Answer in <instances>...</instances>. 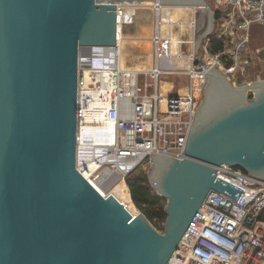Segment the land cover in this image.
<instances>
[{
    "label": "water",
    "instance_id": "obj_1",
    "mask_svg": "<svg viewBox=\"0 0 264 264\" xmlns=\"http://www.w3.org/2000/svg\"><path fill=\"white\" fill-rule=\"evenodd\" d=\"M118 3L205 0H0V264H167L210 191H242L220 165L264 181V79L233 86L213 67L184 158L150 154L163 231L120 181L102 196L76 169L78 55L116 46ZM128 189V188H127Z\"/></svg>",
    "mask_w": 264,
    "mask_h": 264
},
{
    "label": "built area",
    "instance_id": "obj_2",
    "mask_svg": "<svg viewBox=\"0 0 264 264\" xmlns=\"http://www.w3.org/2000/svg\"><path fill=\"white\" fill-rule=\"evenodd\" d=\"M213 1L215 12L201 8L209 16L206 28L203 20L194 18L191 34L181 37V45L178 41L176 56L169 55L168 40L160 34L161 26L170 24L164 21L163 6L151 4L153 68L146 74L119 69L117 37L112 48L80 49L76 169L105 195L119 181L125 183L130 173L149 164L150 154L184 158L187 134L203 96L204 76L212 67L233 86L251 71L247 51L254 28H264V0ZM121 4L116 8V24L130 26L136 7ZM211 39L221 42L217 52L210 51ZM256 55L258 59L264 56V49ZM261 65L264 69V60ZM160 76L186 77L187 81L164 95L159 92ZM262 79L264 76L245 83ZM90 127L107 142L94 149L104 148L110 157L108 161H93L92 171L85 169V161L96 152L86 144ZM215 175L242 193L233 201L210 191L167 264H264V181L227 165H220Z\"/></svg>",
    "mask_w": 264,
    "mask_h": 264
},
{
    "label": "bare ground",
    "instance_id": "obj_3",
    "mask_svg": "<svg viewBox=\"0 0 264 264\" xmlns=\"http://www.w3.org/2000/svg\"><path fill=\"white\" fill-rule=\"evenodd\" d=\"M123 4L119 5V3L117 4L118 8H120V6H122ZM124 5H127L126 3H124ZM146 5L148 7L151 6V4H136L133 3L131 6L134 7H146ZM190 6H163V10H164V15L163 18L165 19L164 21L170 23L169 25H162L161 26V31L160 34L162 35L163 39H167V48L170 45V42H174L176 43L175 46L173 48H168V50H171L172 53H170V56H176L177 52L179 51V47H178V41H180V45H181V37L183 38L181 31L179 30V27L177 26L178 23H175L177 20L179 19H183L185 16V13L189 12L190 10H195V8L193 9V7L187 8ZM198 8V7H197ZM200 9V8H199ZM201 12L206 13V10H202ZM129 16L125 15V20L128 21ZM183 21V20H182ZM181 21V22H182ZM190 21L188 18V22H186V26L189 31H192V29L189 27ZM153 28V26H152ZM174 28L177 30L176 34L174 32ZM121 30H122V26L119 22L118 26H117V42H118V66L119 69L121 71H127V72H133V73H148L153 67H152V62H153V48H152V34L148 33L147 35L150 36H143L140 38H136L137 36H129L128 38H125L123 42L121 39ZM149 31V30H148ZM153 31V29H152ZM135 37V38H134ZM123 43V49L124 52L126 54V56H124L123 58L121 57L120 54V49H121V44ZM128 46V47H126ZM131 46H136L139 48V53L134 54L131 52H128V48H130ZM161 47L163 45H160ZM165 47V45H164ZM142 50V51H141ZM167 50V51H168ZM139 55H142L145 57L144 60L142 61H138V62H132L133 59H136ZM184 55V54H183ZM96 129L93 128H89L86 132V134L90 137L87 144V147H89V150H93L96 151L94 153H92L89 156V160L85 161V169H88L89 171H92V169L94 168V163L93 161H97L99 160L100 162L103 161H108V159H110V157L106 154L105 155V149H94L97 147H104L107 145V142L102 140L100 138L101 135H98L97 133H95ZM89 133V134H88ZM85 171V174H88L89 171ZM95 180L97 182H99V179L95 178ZM101 181V180H100ZM120 182V181H119ZM118 182V183H119ZM121 182L123 183V181L121 180ZM90 183L92 184V186L101 194V195H105L104 192L96 185V183L92 180H90ZM117 183V184H118ZM115 184L114 187L117 185ZM125 191H126V195L129 201L130 206L135 210L136 213H138L137 209L133 206L130 195H129V191L127 189V187L125 186V183H123ZM113 187V188H114ZM112 188V189H113ZM111 189V190H112ZM110 190V191H111Z\"/></svg>",
    "mask_w": 264,
    "mask_h": 264
},
{
    "label": "rangeland",
    "instance_id": "obj_4",
    "mask_svg": "<svg viewBox=\"0 0 264 264\" xmlns=\"http://www.w3.org/2000/svg\"><path fill=\"white\" fill-rule=\"evenodd\" d=\"M206 2V7L208 8V10H210V12H215L216 11V6H215V2L213 0H205ZM167 7V6H166ZM135 8V7H134ZM136 8H140V7H136ZM201 7H195V10H190L189 12L185 13V16L183 19H179L177 20L175 23H178V27L179 30L181 31L182 36L184 35H189L191 34L192 31H188L186 26V22H188V18L189 21L191 23L190 28L192 29L193 27V23H194V18L197 20L201 19L204 21L205 23V28H206V21L208 20V15L207 13L201 12L202 10H200ZM199 9V10H197ZM205 10V9H204ZM183 20V21H182ZM182 21V22H181ZM152 26H153V14L150 12L149 7L146 5V7H141L138 12H136V14L134 15V21L133 24L130 26H123L122 30H121V39L123 42L125 38H128L129 36H137L136 38H140L143 36H150L147 35L148 33L152 34ZM142 28V29H141ZM202 29L201 32L199 34H201L204 30ZM144 31L145 34L143 35H138L137 32L138 30ZM149 30V31H148ZM174 32L176 34L177 30L174 28ZM135 38V37H134ZM176 43L174 42H170L171 46H168V48H173L175 46ZM167 48V49H168ZM248 57H250L249 59V67L251 69V71L249 73H246L245 76L241 77L242 79L239 81V84L241 83H245V82H251L252 80H254L255 78L260 79L261 77L264 76V69L261 65V63H263L264 60V56H261L259 59L256 55V51L259 49H264V28H260V27H256L253 30V36H252V40L250 42V45L248 46ZM120 54L121 57L123 58L124 56H126L124 49H123V43L121 44V49H120ZM128 52L137 54L139 53V48L136 46H131L130 48H128L127 50ZM142 51V50H141ZM169 53H172L171 50H168ZM182 54H186V49H185V45L182 46L181 49ZM138 55V54H137ZM145 57L142 55H139L136 59H133L132 62H138V61H142L144 60ZM152 67H153V62H152ZM187 78L186 77H177V76H160L159 77V92L161 94L164 95H169L173 92H175V90L177 88H181L186 84ZM140 83H142V78L139 80ZM182 92V91H181ZM141 168V170L147 174L148 177V172H149V164H144L143 166L139 167ZM138 168V169H139ZM137 170V169H136ZM117 184V183H116ZM125 186L127 187L126 183ZM128 188V187H127ZM112 188H110L108 191L110 192ZM129 191V189H128ZM130 195V193H129ZM131 198V196H130ZM132 201V199H131ZM133 206L137 209L138 212H140V210L135 206V204L132 201Z\"/></svg>",
    "mask_w": 264,
    "mask_h": 264
},
{
    "label": "trees",
    "instance_id": "obj_5",
    "mask_svg": "<svg viewBox=\"0 0 264 264\" xmlns=\"http://www.w3.org/2000/svg\"><path fill=\"white\" fill-rule=\"evenodd\" d=\"M220 48L221 42L211 39L210 51L217 52ZM125 183L135 206L154 228L162 232L165 222L164 207L166 202L153 191L147 174L139 168L126 176ZM261 221L264 222V212Z\"/></svg>",
    "mask_w": 264,
    "mask_h": 264
},
{
    "label": "crops",
    "instance_id": "obj_6",
    "mask_svg": "<svg viewBox=\"0 0 264 264\" xmlns=\"http://www.w3.org/2000/svg\"><path fill=\"white\" fill-rule=\"evenodd\" d=\"M141 8V7H140ZM140 8H136V12H138V10L140 9ZM167 8V7H166ZM187 8H190V7H187ZM194 9V8H193ZM200 10H203V9H200ZM190 25H191V23L189 24V27H190ZM142 29V28H141ZM190 30V29H189ZM137 34L138 35H143V34H145L144 33V31H141L140 29L138 30V32H137ZM126 47H128V46H126Z\"/></svg>",
    "mask_w": 264,
    "mask_h": 264
}]
</instances>
